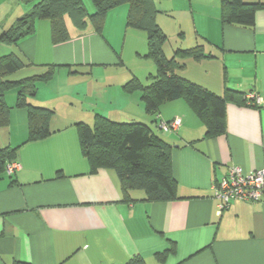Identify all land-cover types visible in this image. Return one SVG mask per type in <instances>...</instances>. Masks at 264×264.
Masks as SVG:
<instances>
[{
  "label": "crops",
  "instance_id": "crops-1",
  "mask_svg": "<svg viewBox=\"0 0 264 264\" xmlns=\"http://www.w3.org/2000/svg\"><path fill=\"white\" fill-rule=\"evenodd\" d=\"M154 1L169 36L166 56L196 45L206 55L183 58L177 72L219 95L227 88L244 94L228 100L225 132L208 134L183 98L150 114L141 91L124 89L134 77L148 84L157 71L146 57V32L127 26L128 4L108 12L102 34L70 22L71 38L54 43L50 21L40 19L35 33L16 45L0 41V56L15 52L28 63L10 80L57 68L28 96L29 103L54 110L46 137L28 140V111L16 106L18 90L6 94L10 123L0 127V149L17 147L19 168L0 177V264H127L135 255L147 264H264V198L234 199L221 211L214 197V184L232 167L246 173L264 167V9L246 28L223 24L221 0ZM35 2L0 0V37ZM128 40L140 62L136 70L124 60ZM250 93L262 102L247 104ZM97 114L148 123L171 144L177 199L151 202L134 189L126 200L114 170L91 171L77 123L93 125ZM176 118L177 129L158 127ZM173 245L161 261L158 255Z\"/></svg>",
  "mask_w": 264,
  "mask_h": 264
},
{
  "label": "trees",
  "instance_id": "trees-1",
  "mask_svg": "<svg viewBox=\"0 0 264 264\" xmlns=\"http://www.w3.org/2000/svg\"><path fill=\"white\" fill-rule=\"evenodd\" d=\"M91 1L95 7L93 13L88 11L83 0H36L32 8L1 35L0 41L6 45H16L21 39L35 33L36 22L40 19L50 21L54 43L71 38L70 22L77 30L85 31L92 27L102 34L108 12L119 5L128 4L127 26L146 32V57L156 62L157 71L155 75L149 76L148 84L134 77L124 85V89L127 92L141 91L142 100L150 114L157 113L165 102L183 98L203 120L208 134L225 132L227 102L240 101L244 94L227 88L223 95H219L177 72L184 68L183 58L201 59L206 56L201 45L190 49L179 48L173 57H167L164 45L169 36L157 21L160 10L154 0ZM261 9H264V0H221V20L223 24L251 28ZM27 66L28 63L15 52L0 56V127L10 123L11 107L7 104L6 94L15 88L18 90L16 106L28 111V140H37L51 133L50 122L54 110L29 103L28 96L35 94L38 82L51 80L57 68L49 65L42 74L20 80L8 79L9 75ZM244 98L247 104H253L247 97ZM77 125L82 152L89 160L91 171L96 172L99 168L114 170L126 200L130 199V191L134 189L143 190L146 200L151 202L178 198V183L172 168V146L156 134L150 124L140 121L118 122L97 114L93 125L85 122ZM17 152V147L0 149V177L7 172V163L17 158ZM169 251H175V245L158 255L161 261ZM127 264L147 262L140 255H135Z\"/></svg>",
  "mask_w": 264,
  "mask_h": 264
},
{
  "label": "built area",
  "instance_id": "built-area-1",
  "mask_svg": "<svg viewBox=\"0 0 264 264\" xmlns=\"http://www.w3.org/2000/svg\"><path fill=\"white\" fill-rule=\"evenodd\" d=\"M247 98L253 104H260L262 98L250 93ZM181 119L161 120L158 127L163 131H172L180 125ZM19 168L17 160L9 161L6 171L13 174ZM214 197L219 200V209L227 208L234 199L258 201L264 198V167L246 173L239 166H234L229 173L214 184Z\"/></svg>",
  "mask_w": 264,
  "mask_h": 264
},
{
  "label": "rangeland",
  "instance_id": "rangeland-1",
  "mask_svg": "<svg viewBox=\"0 0 264 264\" xmlns=\"http://www.w3.org/2000/svg\"><path fill=\"white\" fill-rule=\"evenodd\" d=\"M84 2L86 4V7L89 10V12L93 13L95 10L93 8L94 5L92 4L91 0H84ZM164 2L166 4L168 3L167 0H165ZM125 35H126V33L121 35V39H122L123 42H124V39H125ZM129 40H130V38H129ZM129 40L127 41V44H126L128 52L125 50V54L123 56H124V60L126 59L125 60V63L127 64L126 67L127 66H131L132 70H134V69L136 70V66L140 65V62H139V59H136L137 53H136L135 46L134 45L131 46ZM15 91L16 90L14 89L13 91H10L9 93H15Z\"/></svg>",
  "mask_w": 264,
  "mask_h": 264
}]
</instances>
